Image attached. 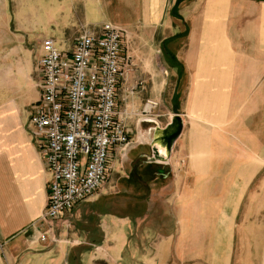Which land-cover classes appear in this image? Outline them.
<instances>
[{"label":"crops","instance_id":"1","mask_svg":"<svg viewBox=\"0 0 264 264\" xmlns=\"http://www.w3.org/2000/svg\"><path fill=\"white\" fill-rule=\"evenodd\" d=\"M14 2L11 21L0 11V69L11 63L12 75L10 89L0 87V264H236L245 206L264 183V0ZM104 23L130 33L135 71L118 110L131 116V145L112 180L81 203L96 204L95 216L78 209V229L41 242L30 227L47 209L52 176L30 126L39 98L24 102L28 112L13 103L14 63L21 44L35 45L38 63L44 39L68 49L81 27ZM142 31L154 35L138 40ZM135 40L158 47L151 53L164 74ZM166 78L175 80L167 96ZM148 99L160 107L144 117ZM176 116L183 131L169 152L160 131Z\"/></svg>","mask_w":264,"mask_h":264},{"label":"built area","instance_id":"2","mask_svg":"<svg viewBox=\"0 0 264 264\" xmlns=\"http://www.w3.org/2000/svg\"><path fill=\"white\" fill-rule=\"evenodd\" d=\"M129 36L104 23L81 27L68 49L52 38L42 41L40 97L30 119L52 176L47 209L32 225L41 242L50 239L56 222L103 189L116 157L131 145V116L118 110L120 87L135 71ZM158 107L148 99L141 113L151 117Z\"/></svg>","mask_w":264,"mask_h":264},{"label":"rangeland","instance_id":"3","mask_svg":"<svg viewBox=\"0 0 264 264\" xmlns=\"http://www.w3.org/2000/svg\"><path fill=\"white\" fill-rule=\"evenodd\" d=\"M17 8L16 3L14 0H0V11L4 13V17L8 16L9 20L11 21L12 17H14L15 10ZM5 20V19H4ZM12 32H16V27L14 26V22L11 23L10 27ZM155 32V31H154ZM153 31H142L140 33H136L137 39H151L153 36ZM136 39V38H135ZM138 40H135V49L136 51L142 52L144 49H150V52H146L147 57L144 61L146 65L151 64V60L154 62V65L157 66L160 71L164 74V68L162 67V63L159 60H155V58L152 56L153 51L156 50L153 47V45H147L145 41H142L138 43ZM5 41V39H4ZM59 47H64L62 43H58ZM21 47L24 49V51L21 52V55L19 56L20 66L14 67V80H17L19 77L21 92L17 95L13 96V103L22 104L25 110H28L31 108L30 104H24V102H32L34 103L35 100H37L40 97V92L38 89V84L40 81V75L38 72V63L36 60L37 53H36V47L32 43L27 44H21ZM152 48V49H151ZM152 51V53H151ZM8 51L4 50V55L7 54ZM27 55V57H26ZM29 56V58H28ZM30 62L33 63V68L31 71L28 70V67L30 65ZM3 68L0 70L2 71V76H0V87L3 86L5 88L10 89L8 86L9 83H11V63H3ZM156 81L161 80L163 82L164 79L156 78L153 79ZM167 81V94H171L174 89V79L173 78H166ZM16 83V82H15ZM152 83V81L150 82ZM147 91L150 90V84L147 86ZM158 102L160 107V102ZM181 97H177L176 106L180 104ZM142 105H144V102H142ZM155 114V113H154ZM156 115H158L156 113ZM114 173V169L111 172L110 178L105 184V186L112 180V175ZM259 180V182H258ZM257 186L255 187V190L250 195V200H248V204L245 206L244 212V227L242 228L243 233L241 232V237L239 239L238 244V252L236 254L237 263L236 264H264V190H263V179L262 177L258 179ZM104 186V187H105ZM78 209H80V213L82 215H86L89 218H91V212L92 215L95 216L96 211H98V206L96 204H81L75 211L74 215L71 218V222L69 219H64L66 222L64 225H58V222L54 224L53 227V236L52 239H49L53 242V239L56 240V242H53L55 244H58V240H61L60 235L63 232L71 233L79 228V225L81 223V220L77 217L76 212ZM43 216V215H42ZM41 216V217H42ZM69 216V215H68ZM70 218V217H69ZM30 229H33L31 226ZM34 231V230H33ZM54 237V238H53ZM71 239V238H70Z\"/></svg>","mask_w":264,"mask_h":264},{"label":"water","instance_id":"4","mask_svg":"<svg viewBox=\"0 0 264 264\" xmlns=\"http://www.w3.org/2000/svg\"><path fill=\"white\" fill-rule=\"evenodd\" d=\"M142 121L147 122V123L152 122V120L149 118H144ZM182 131H183V120L180 116L174 117L172 119V123L168 125V127L165 130L160 131V134L163 135L162 138L165 143V147L167 148L169 152L171 151L174 143L181 136Z\"/></svg>","mask_w":264,"mask_h":264}]
</instances>
